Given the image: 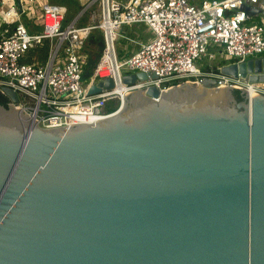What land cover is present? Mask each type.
I'll return each mask as SVG.
<instances>
[{
  "label": "water",
  "instance_id": "1",
  "mask_svg": "<svg viewBox=\"0 0 264 264\" xmlns=\"http://www.w3.org/2000/svg\"><path fill=\"white\" fill-rule=\"evenodd\" d=\"M243 8L264 21V0ZM216 72L264 81V55ZM0 96V264H264V93L150 85L49 128Z\"/></svg>",
  "mask_w": 264,
  "mask_h": 264
},
{
  "label": "built area",
  "instance_id": "2",
  "mask_svg": "<svg viewBox=\"0 0 264 264\" xmlns=\"http://www.w3.org/2000/svg\"><path fill=\"white\" fill-rule=\"evenodd\" d=\"M79 1L82 9L68 18L70 9L63 3L0 0L4 23L0 32V87L12 88L18 97L15 106L43 127L77 123L76 115L107 116L113 112L104 109L108 100H116L119 107L124 93L150 85L166 90L181 82L200 83L204 77H213L218 86L246 89L249 81L245 78L219 74L217 67L200 69L195 62L214 59V48L236 63L264 55V21L249 22L252 17L243 8L259 0ZM96 5L99 15L93 14L87 23L80 24L83 14ZM136 23L144 24L152 37L118 59L115 37L123 26ZM93 29L101 33L103 48L83 80L86 53L82 48ZM44 42L49 45L45 61L23 59L30 48ZM136 72L147 73V79L122 82L123 74ZM105 77L113 80L112 88L87 93L88 85ZM257 82L254 92L264 93V81Z\"/></svg>",
  "mask_w": 264,
  "mask_h": 264
},
{
  "label": "rangeland",
  "instance_id": "3",
  "mask_svg": "<svg viewBox=\"0 0 264 264\" xmlns=\"http://www.w3.org/2000/svg\"><path fill=\"white\" fill-rule=\"evenodd\" d=\"M37 1H38V3H41L44 0H37ZM46 1L51 2V3H63L65 5H67L70 9V12H72V13L69 12L70 14L67 13L68 18H72V16L76 15L82 9L79 0H46ZM74 2H76V3H74ZM92 9L93 10L86 11L83 14V18L79 21L80 24L87 23L93 14H96V17L99 15V12H98L99 7L97 5L95 7H93ZM21 17H22V21L25 22L27 18L23 15ZM250 19L251 20H249V22H253V21L255 22L256 20H260V19H254V18H250ZM260 22H261V20H260ZM143 25H139V27H140L139 29H136L134 27H127V25H126L125 30L119 31L115 37V40H114V45H115L116 49H118V46H122L123 49H129L131 52L137 50V47L139 45L137 41L132 42L131 39H128L126 37H120V34L123 33L124 36L125 35L130 36V33L132 31H139L143 27ZM128 26H131V25H128ZM148 31L146 29L144 32L146 37L147 36L149 37L151 34V32L149 31L150 32V34H149ZM100 35H101V33L97 29H93L90 31L89 36L87 37V39L84 42L82 49H83V52L86 53V56H87L86 57V64H87L88 58H90V60L93 61L94 65H96V63H97V61L101 55V51L103 48V42H102V37ZM136 35H139V36H137L138 38L135 40L143 39V36L141 34H136ZM98 37L100 38V43H99L100 48H99L98 44H96L94 41ZM131 37H134V36H131ZM146 37H144V38H146ZM151 37H152V34H151L150 38ZM48 49H49L48 42H44L42 45L37 46L36 48H30L26 54L28 55V59L29 58H30V60L35 59L36 61L41 62L46 58L47 53H48L47 52ZM213 50L215 51L214 59L213 58L208 59L205 57V58H202L200 60H197L195 62V64L198 68H200V69H204V68L208 69L209 67L215 68L218 66V64H221L224 60H227L226 57L228 55L226 53L220 51V49H218V48L217 49L214 48ZM94 65L92 66V68L95 67ZM89 73H90L89 70L88 71L83 70L82 79L83 80L87 79L89 76ZM118 105L119 104L116 100L110 99L107 101L104 109L107 112H112L118 107Z\"/></svg>",
  "mask_w": 264,
  "mask_h": 264
},
{
  "label": "crops",
  "instance_id": "4",
  "mask_svg": "<svg viewBox=\"0 0 264 264\" xmlns=\"http://www.w3.org/2000/svg\"><path fill=\"white\" fill-rule=\"evenodd\" d=\"M123 1H125V0H123ZM2 9H1V6H0V32H1V30H2V28L4 27V23H3V20H2ZM251 20V19H250ZM131 26H128L127 25V27H134V28H136V29H139L140 27H139V25H143V24H138V23H136V24H130ZM126 26V25H125ZM125 26H123L122 27V30H125L126 29V27ZM147 29V27L146 26H144L143 25V27L139 30V31H132L131 33H130V36H124V34L123 33H121L120 34V37H126V38H128V39H131L132 40V42H134V41H137V42H142V41H145V40H148L149 38H150V36H151V34H150V32L148 31V29H147V31L149 32V34H150V36L148 37H146L145 36V30ZM136 34H141L142 36H143V39H140V40H135V39H137L138 37L137 36H139V35H136ZM131 36H134V37H131ZM144 37H146V38H144ZM115 51H116V55H117V58L118 59H122V58H124L126 55H128L131 51L129 50V49H123V47L122 46H118V49H116V47H115ZM48 52V51H47ZM25 61H29V62H32V61H36L35 59H32V60H30V58L28 59V55L26 54L25 56H24V58H23ZM46 59V58H45ZM45 59L43 60V61H45ZM43 61H41V62H43ZM36 62H38V61H36Z\"/></svg>",
  "mask_w": 264,
  "mask_h": 264
},
{
  "label": "bare ground",
  "instance_id": "5",
  "mask_svg": "<svg viewBox=\"0 0 264 264\" xmlns=\"http://www.w3.org/2000/svg\"><path fill=\"white\" fill-rule=\"evenodd\" d=\"M258 82H249L246 84V90L248 91L249 93V96L253 95L255 92H254V89L255 87H258L259 84H256ZM75 121L77 122H93L95 121L96 119H99V118H95V117H83L82 115H76L75 117ZM100 118H103V117H100Z\"/></svg>",
  "mask_w": 264,
  "mask_h": 264
},
{
  "label": "trees",
  "instance_id": "6",
  "mask_svg": "<svg viewBox=\"0 0 264 264\" xmlns=\"http://www.w3.org/2000/svg\"><path fill=\"white\" fill-rule=\"evenodd\" d=\"M74 3H76V2H74ZM82 7V6H81ZM70 13H72V12H70ZM69 13V14H70ZM25 23L26 24H28V21H25ZM101 36V35H100ZM97 40V41H96ZM95 43L96 44H98V46H99V43H100V38L98 37V38H96L95 40ZM99 48H100V46H99ZM87 57V56H86ZM94 65V63H93V61L92 60H90V58H88V61H87V64H86V58H85V67H84V70L86 71H90V73H91V71H92V66ZM95 66V65H94ZM90 73H89V75H90Z\"/></svg>",
  "mask_w": 264,
  "mask_h": 264
},
{
  "label": "flooded vegetation",
  "instance_id": "7",
  "mask_svg": "<svg viewBox=\"0 0 264 264\" xmlns=\"http://www.w3.org/2000/svg\"><path fill=\"white\" fill-rule=\"evenodd\" d=\"M0 98H2L5 102H9V99L6 98V97H1V96H0Z\"/></svg>",
  "mask_w": 264,
  "mask_h": 264
}]
</instances>
